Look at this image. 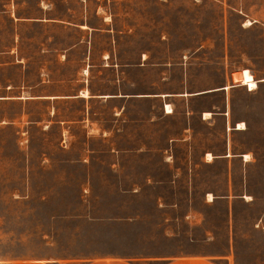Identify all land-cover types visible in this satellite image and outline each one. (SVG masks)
<instances>
[{"label": "rangeland", "instance_id": "rangeland-1", "mask_svg": "<svg viewBox=\"0 0 264 264\" xmlns=\"http://www.w3.org/2000/svg\"><path fill=\"white\" fill-rule=\"evenodd\" d=\"M101 253L264 264V0H0V258Z\"/></svg>", "mask_w": 264, "mask_h": 264}, {"label": "crops", "instance_id": "crops-1", "mask_svg": "<svg viewBox=\"0 0 264 264\" xmlns=\"http://www.w3.org/2000/svg\"><path fill=\"white\" fill-rule=\"evenodd\" d=\"M250 90V89H249ZM246 161V160H245ZM0 264H218L213 256L203 254H187L166 257L152 256H127L116 253H101L93 256L71 258H0Z\"/></svg>", "mask_w": 264, "mask_h": 264}, {"label": "bare ground", "instance_id": "bare-ground-1", "mask_svg": "<svg viewBox=\"0 0 264 264\" xmlns=\"http://www.w3.org/2000/svg\"><path fill=\"white\" fill-rule=\"evenodd\" d=\"M247 23L250 24V21H248ZM251 84H255V85H256L255 88L250 87ZM246 86L249 87L250 90H255V89L258 87V84H257L256 81H251V82H249V83H246ZM166 108H167L170 112H172V110L170 109V105L167 104V105H166ZM204 115H205V118H207V117L210 118V117L212 116L211 113H209V112H205ZM241 125H243V127H241ZM244 127H245V126H244L243 123H239V127H238V129L241 130V129H244ZM208 156H209V159H208V160H211V159H212V155H211V154H208ZM245 159H246V160L249 159V155H248V154L245 155Z\"/></svg>", "mask_w": 264, "mask_h": 264}, {"label": "built area", "instance_id": "built-area-1", "mask_svg": "<svg viewBox=\"0 0 264 264\" xmlns=\"http://www.w3.org/2000/svg\"><path fill=\"white\" fill-rule=\"evenodd\" d=\"M165 112H166V113H170V111H169L167 108H165ZM228 114H229L228 111H227L226 113H224V115H225L226 117H228ZM238 127H239V123L236 124V127H235V128L237 129ZM228 128H229V126H228Z\"/></svg>", "mask_w": 264, "mask_h": 264}, {"label": "snow or ice", "instance_id": "snow-or-ice-1", "mask_svg": "<svg viewBox=\"0 0 264 264\" xmlns=\"http://www.w3.org/2000/svg\"><path fill=\"white\" fill-rule=\"evenodd\" d=\"M255 86H256L255 84L250 85V87H252V88H255ZM241 127H243V125H241Z\"/></svg>", "mask_w": 264, "mask_h": 264}]
</instances>
